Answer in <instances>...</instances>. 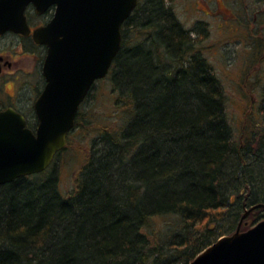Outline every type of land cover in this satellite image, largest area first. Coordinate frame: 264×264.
<instances>
[{"label": "trees", "instance_id": "obj_1", "mask_svg": "<svg viewBox=\"0 0 264 264\" xmlns=\"http://www.w3.org/2000/svg\"><path fill=\"white\" fill-rule=\"evenodd\" d=\"M30 7V23L49 21ZM97 82L107 94L88 105L92 87L68 139L91 134L74 189L59 190L52 165L0 185V264H189L264 204V91L263 126L236 135L224 87L166 0H139ZM250 216L243 230L264 207Z\"/></svg>", "mask_w": 264, "mask_h": 264}, {"label": "water", "instance_id": "obj_2", "mask_svg": "<svg viewBox=\"0 0 264 264\" xmlns=\"http://www.w3.org/2000/svg\"><path fill=\"white\" fill-rule=\"evenodd\" d=\"M139 0H0V36H28L46 47L45 85L34 103L37 128L16 110L0 111V185L45 171L67 144L78 110L92 87L110 72L122 46V26ZM53 11L34 28L27 10ZM189 264H264V219L248 229L242 221Z\"/></svg>", "mask_w": 264, "mask_h": 264}, {"label": "rangeland", "instance_id": "obj_3", "mask_svg": "<svg viewBox=\"0 0 264 264\" xmlns=\"http://www.w3.org/2000/svg\"><path fill=\"white\" fill-rule=\"evenodd\" d=\"M166 3L189 29L224 87L226 110L235 134L239 135L246 126L252 127V123L263 126L260 104L264 91V0H166ZM29 12L31 15L34 9ZM52 13L49 11L45 18L50 20ZM30 19L32 25L45 23L42 17ZM23 41L12 34L0 40V54L16 61L12 68L4 67L0 75V105L20 106L29 125L36 126L31 106L45 85L42 65L46 49L33 48L30 40ZM96 83L87 102L91 106L93 98L103 99L107 94L104 82ZM95 109L107 112L101 102ZM74 136L70 146L52 164L59 190L65 195L74 189L76 174L91 151V134L85 137L78 132ZM250 213L246 217L248 222L252 219Z\"/></svg>", "mask_w": 264, "mask_h": 264}, {"label": "flooded vegetation", "instance_id": "obj_4", "mask_svg": "<svg viewBox=\"0 0 264 264\" xmlns=\"http://www.w3.org/2000/svg\"><path fill=\"white\" fill-rule=\"evenodd\" d=\"M255 17H256V14H255ZM30 25H31V27H32V30L34 29V28H36V27H38V26H40L41 24H39V25H32V23H30ZM7 34H12V35H15V36H17V37H19L21 40H24V41H29V40H31V41H33L34 42V40H33V36H32V34H30V35H28V36H23V35H20V34H15V33H12V32H7V33H5L4 35H2V36H0V40L5 36V35H7ZM23 41V42H24ZM35 43V42H34ZM36 44V43H35ZM38 45V44H37ZM24 46V45H23ZM23 46H22V48H23ZM14 61L15 60H13V61H11V60H9V59H7L5 56H3V55H1L0 54V75L4 72V67H11L12 68V66H13V64H14ZM16 62V61H15ZM44 78V77H43ZM44 88V87H43ZM36 101V100H35ZM34 103L35 102H33V105L31 106V110H32V113L34 114V118H35V120L37 121V116H36V113H35V109H34ZM9 108H12V109H14V110H16L17 112H19V113H21L22 115H24L25 117H26V119H27V126L28 127H30V128H32L33 130H35L36 128H37V124H36V126H30L29 125V119H28V116H27V114L21 109V107L20 106H15L14 104H10V105H8V106H4V105H0V111H4V110H6V109H9ZM29 109H30V107H29ZM75 128V127H74ZM73 131V130H72ZM72 131H70L69 133H68V136H67V144H68V139H69V135L71 134V132ZM67 144H66V146L64 147V149L67 147ZM63 149V150H64ZM62 150V151H63ZM62 151H60L58 154H60ZM57 156V155H56ZM55 159V158H54ZM54 161V160H53ZM53 163V162H52ZM52 163H51V165H52ZM50 165V166H51ZM49 166V167H50ZM48 167V168H49Z\"/></svg>", "mask_w": 264, "mask_h": 264}]
</instances>
